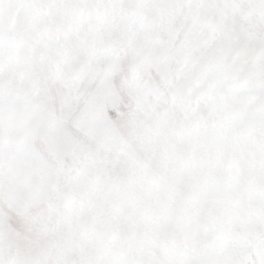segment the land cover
Masks as SVG:
<instances>
[{
  "label": "snow or ice",
  "instance_id": "1",
  "mask_svg": "<svg viewBox=\"0 0 264 264\" xmlns=\"http://www.w3.org/2000/svg\"><path fill=\"white\" fill-rule=\"evenodd\" d=\"M0 264H264V0H0Z\"/></svg>",
  "mask_w": 264,
  "mask_h": 264
}]
</instances>
